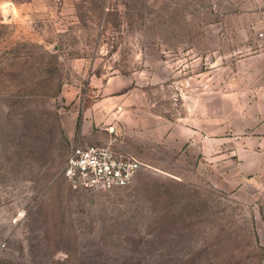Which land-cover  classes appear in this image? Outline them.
Returning a JSON list of instances; mask_svg holds the SVG:
<instances>
[{
    "label": "rangeland",
    "instance_id": "obj_1",
    "mask_svg": "<svg viewBox=\"0 0 264 264\" xmlns=\"http://www.w3.org/2000/svg\"><path fill=\"white\" fill-rule=\"evenodd\" d=\"M0 264H264V0H0Z\"/></svg>",
    "mask_w": 264,
    "mask_h": 264
},
{
    "label": "built area",
    "instance_id": "obj_2",
    "mask_svg": "<svg viewBox=\"0 0 264 264\" xmlns=\"http://www.w3.org/2000/svg\"><path fill=\"white\" fill-rule=\"evenodd\" d=\"M141 162L111 143L77 145L67 156L63 177L74 189L111 190L128 185Z\"/></svg>",
    "mask_w": 264,
    "mask_h": 264
},
{
    "label": "crops",
    "instance_id": "obj_3",
    "mask_svg": "<svg viewBox=\"0 0 264 264\" xmlns=\"http://www.w3.org/2000/svg\"><path fill=\"white\" fill-rule=\"evenodd\" d=\"M115 130L116 129L113 126H110V128H105L106 133H105V136L102 137V139H101V141L103 142L101 144L111 143L112 139L116 138L115 137Z\"/></svg>",
    "mask_w": 264,
    "mask_h": 264
}]
</instances>
